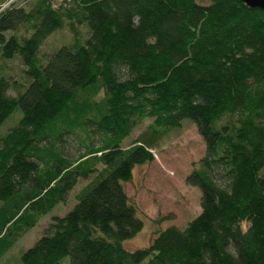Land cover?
Instances as JSON below:
<instances>
[{"label": "trees", "instance_id": "16d2710c", "mask_svg": "<svg viewBox=\"0 0 264 264\" xmlns=\"http://www.w3.org/2000/svg\"><path fill=\"white\" fill-rule=\"evenodd\" d=\"M32 1L0 10V65L19 58L27 78L0 75V126L21 111L0 134V259L93 175L19 264H264V11L241 0ZM64 26L70 43L41 58ZM184 118L205 143L186 179L202 210L129 250L143 221L124 183Z\"/></svg>", "mask_w": 264, "mask_h": 264}, {"label": "rangeland", "instance_id": "374dc122", "mask_svg": "<svg viewBox=\"0 0 264 264\" xmlns=\"http://www.w3.org/2000/svg\"><path fill=\"white\" fill-rule=\"evenodd\" d=\"M32 0H0V10L14 3L26 8L32 4ZM80 40L88 36L85 24H76ZM73 34L67 26L45 39L39 49L38 55L45 58L50 51L57 49L62 44H69ZM25 66L19 58L7 61L0 65V75L15 80L17 83L26 82L24 76ZM15 92L14 90L11 91ZM21 111H16L0 126V134L7 132L10 127L16 125ZM16 120V121H15ZM151 119H144L124 139L121 146L127 147L135 139L139 138L148 127ZM181 129H172L163 134L151 149L154 159L150 163L136 165L133 168L130 181L124 183L127 197L135 205L138 216L143 221L142 228L133 238L124 241L129 250L149 246L151 240L159 230L168 226L184 228L200 211L201 197L198 187L189 184L186 179L205 152V143L197 132L195 123L188 118L182 119ZM95 144L98 142L96 137ZM71 149L77 152L78 140L69 138ZM92 176L87 179H79L77 185L67 194L63 202L40 218L34 227L25 233L18 234V240L0 259V264H19L20 255L31 247L44 233L47 226L57 216H64L76 204L78 191L91 182ZM1 204V203H0ZM243 231L247 229L245 222L240 223ZM69 264L70 258L66 257L62 264Z\"/></svg>", "mask_w": 264, "mask_h": 264}, {"label": "water", "instance_id": "95a60500", "mask_svg": "<svg viewBox=\"0 0 264 264\" xmlns=\"http://www.w3.org/2000/svg\"><path fill=\"white\" fill-rule=\"evenodd\" d=\"M12 1V0H11ZM248 8L255 7L264 11V0H241Z\"/></svg>", "mask_w": 264, "mask_h": 264}]
</instances>
